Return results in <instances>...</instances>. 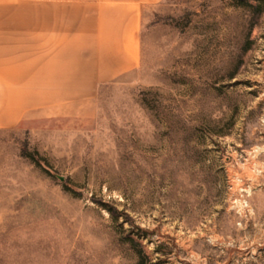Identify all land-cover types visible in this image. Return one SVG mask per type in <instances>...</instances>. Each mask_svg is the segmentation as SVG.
<instances>
[{
  "label": "rangeland",
  "instance_id": "rangeland-1",
  "mask_svg": "<svg viewBox=\"0 0 264 264\" xmlns=\"http://www.w3.org/2000/svg\"><path fill=\"white\" fill-rule=\"evenodd\" d=\"M141 42L95 104L0 131V264H264V0H164Z\"/></svg>",
  "mask_w": 264,
  "mask_h": 264
},
{
  "label": "crops",
  "instance_id": "crops-1",
  "mask_svg": "<svg viewBox=\"0 0 264 264\" xmlns=\"http://www.w3.org/2000/svg\"><path fill=\"white\" fill-rule=\"evenodd\" d=\"M164 0H0V131L77 115L141 64L144 9Z\"/></svg>",
  "mask_w": 264,
  "mask_h": 264
},
{
  "label": "trees",
  "instance_id": "trees-1",
  "mask_svg": "<svg viewBox=\"0 0 264 264\" xmlns=\"http://www.w3.org/2000/svg\"><path fill=\"white\" fill-rule=\"evenodd\" d=\"M30 158H32L34 162H37L35 161L34 157H31V155H30ZM131 243L133 244V248L139 256L138 264H158V263H153L152 261L148 260V255L144 252L142 245L135 244L133 241Z\"/></svg>",
  "mask_w": 264,
  "mask_h": 264
},
{
  "label": "water",
  "instance_id": "water-1",
  "mask_svg": "<svg viewBox=\"0 0 264 264\" xmlns=\"http://www.w3.org/2000/svg\"><path fill=\"white\" fill-rule=\"evenodd\" d=\"M60 180H61V181H64V177H60Z\"/></svg>",
  "mask_w": 264,
  "mask_h": 264
}]
</instances>
